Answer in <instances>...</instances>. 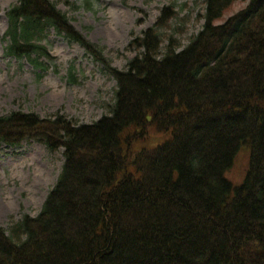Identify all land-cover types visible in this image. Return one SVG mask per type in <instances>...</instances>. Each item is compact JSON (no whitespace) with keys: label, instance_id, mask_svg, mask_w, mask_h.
Segmentation results:
<instances>
[{"label":"trees","instance_id":"obj_1","mask_svg":"<svg viewBox=\"0 0 264 264\" xmlns=\"http://www.w3.org/2000/svg\"><path fill=\"white\" fill-rule=\"evenodd\" d=\"M235 2L205 0L203 29L185 47L162 33L177 15L164 7L130 41L124 69L51 0L8 10V54L46 70L40 58L54 57L40 41L54 29L117 88L90 124L60 112L0 116V144L64 148L40 213L0 226V264H264V0L222 21ZM150 126L170 138L133 152ZM243 144L250 164L235 186L226 174Z\"/></svg>","mask_w":264,"mask_h":264},{"label":"rangeland","instance_id":"obj_2","mask_svg":"<svg viewBox=\"0 0 264 264\" xmlns=\"http://www.w3.org/2000/svg\"><path fill=\"white\" fill-rule=\"evenodd\" d=\"M51 1L80 33L103 46L105 55L119 69L126 68L135 55L128 50L132 38L152 27L164 7L173 6L177 15L162 33L165 38H176L182 47L205 23V0ZM249 1L236 0L222 21L245 8ZM18 3L19 0H0V116L21 110L46 118L60 112L77 123L90 124L108 114L117 83L80 44L58 35L54 29L46 32L40 42L54 57L40 58L46 70L35 67L27 58L8 54L7 12ZM167 43L165 39L163 46ZM168 138L169 133H159L150 126L149 134L136 140L132 151L153 148ZM250 154V147L243 144L226 174L235 186L242 184L247 175ZM63 164L64 148L51 153L37 141H25L18 148L0 144V226L9 231L24 215L37 216Z\"/></svg>","mask_w":264,"mask_h":264}]
</instances>
